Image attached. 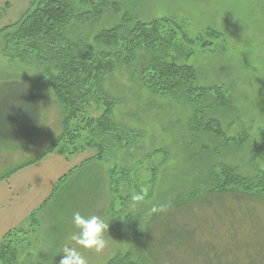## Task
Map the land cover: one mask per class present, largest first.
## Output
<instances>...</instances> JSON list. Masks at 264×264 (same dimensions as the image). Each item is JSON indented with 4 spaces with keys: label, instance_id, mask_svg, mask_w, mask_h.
Returning <instances> with one entry per match:
<instances>
[{
    "label": "rangeland",
    "instance_id": "obj_1",
    "mask_svg": "<svg viewBox=\"0 0 264 264\" xmlns=\"http://www.w3.org/2000/svg\"><path fill=\"white\" fill-rule=\"evenodd\" d=\"M30 1L0 0V29L30 10ZM107 1L118 4L119 12L106 10L96 23L73 25L74 40H89L119 23L125 13L143 22L168 19L183 35L197 40L187 46L192 54L183 62L196 70V86L221 87L234 110L219 107L212 94L198 101L195 109H203L205 119L217 120L227 137L246 132L249 140L241 149L234 146L220 155L211 153L216 145L212 140L189 133L193 107L181 99L154 97L135 79L146 62L144 55L128 68L116 61L102 84L104 94L118 100L112 111L113 125L142 136L129 150L118 145L97 163L91 160L93 151L70 157L76 166L73 175L55 188L35 222L27 218L16 228L22 230L18 237L29 244L18 264H59L61 248L74 246L70 237L76 231L72 225L76 212L109 222L103 252L78 248L88 264H105L116 254L137 255L131 241L135 228L145 230L144 242L150 249L163 246L168 254L174 251L173 257H161V264H264V205L248 197L237 204L212 200V207H207L203 198L207 187L200 186L201 173L197 172L205 170L207 163L227 164L247 177L264 166V136L259 134L264 130V0ZM207 42L210 45H201ZM4 45L0 34V81L18 79L38 92L42 114L32 143L24 148H0V178L38 159L62 133V109L41 74L42 67L29 59L20 62L5 57ZM195 140L197 145L186 150ZM203 144L211 151L203 150ZM254 144L263 150L251 163ZM142 190H146L145 200L132 209L131 196ZM183 201L187 208L180 205ZM169 202L171 207L164 214L150 213L154 205ZM233 206L227 211L226 207ZM173 207L178 210L171 211Z\"/></svg>",
    "mask_w": 264,
    "mask_h": 264
},
{
    "label": "trees",
    "instance_id": "obj_2",
    "mask_svg": "<svg viewBox=\"0 0 264 264\" xmlns=\"http://www.w3.org/2000/svg\"><path fill=\"white\" fill-rule=\"evenodd\" d=\"M29 5L31 9L22 14L16 23L0 29L5 43L2 55L20 62L29 59L42 67L41 74L62 109V133L38 159L17 166L0 181L51 153L70 159L75 154L93 151L95 156L91 160L97 163L103 161L105 155L108 157L118 145L123 150L135 146L142 135L114 127L111 116L118 100L105 95L102 84L111 75L116 61L128 68L141 55L146 62L139 68L135 79L154 97L181 99L193 107L189 133L193 136L203 134L204 139L207 136L212 140L216 145L211 153L220 155L234 146L241 149L249 140L246 132L234 138L227 137L217 120H207L202 115L203 109H195L198 101L212 94L219 107L230 112L234 110L221 87L204 89L196 86V70L183 62L192 54L187 46L197 40L183 35L168 19L143 22L125 13L113 27L87 37L89 40L79 41L73 38V25L96 23L106 10L119 12V5L110 4L107 0H31ZM40 106L38 92L26 83L18 79L0 81V148H24L37 138L42 114ZM259 134L264 136V130ZM192 145H197L196 140L188 143L186 150L189 151ZM253 147L251 163L256 162L263 150L259 144ZM202 148L211 151L205 144ZM151 155L153 153L147 156ZM208 155L209 152L205 156ZM206 166L205 170L200 168L197 172L201 173L198 176L201 178L200 186L207 187L203 192L207 207H212L213 201L223 203L226 200L237 204L248 197L264 205V166L247 177L227 164L207 163ZM70 173L61 177L56 187L61 186ZM109 176L111 188L113 176ZM51 198L30 213L29 221H36L37 213ZM182 203V207H188L184 201ZM174 208L171 211L178 210ZM226 208L229 211L234 206ZM128 218L125 217L126 221L132 225ZM228 228L238 229L236 226ZM134 230L135 236L134 239L131 237V241L136 245L137 255L133 256L130 252L116 254L105 264H161V257H173L174 251L170 249L168 254L166 247L150 249L144 242L145 230ZM20 231H8L0 241V264H18L22 254L28 251V241L18 237Z\"/></svg>",
    "mask_w": 264,
    "mask_h": 264
},
{
    "label": "crops",
    "instance_id": "obj_3",
    "mask_svg": "<svg viewBox=\"0 0 264 264\" xmlns=\"http://www.w3.org/2000/svg\"><path fill=\"white\" fill-rule=\"evenodd\" d=\"M73 160L51 153L0 181V241L53 195L61 177L76 167Z\"/></svg>",
    "mask_w": 264,
    "mask_h": 264
},
{
    "label": "clouds",
    "instance_id": "obj_4",
    "mask_svg": "<svg viewBox=\"0 0 264 264\" xmlns=\"http://www.w3.org/2000/svg\"><path fill=\"white\" fill-rule=\"evenodd\" d=\"M146 190L133 194L130 207L136 209L145 200ZM171 207V203L154 205L150 213H164ZM72 225L76 229L71 234L74 246L64 245L59 253H63L59 264H88V260L78 251V248L101 253L107 247L105 234L108 233L109 222L98 215L84 216L76 212L72 216Z\"/></svg>",
    "mask_w": 264,
    "mask_h": 264
}]
</instances>
